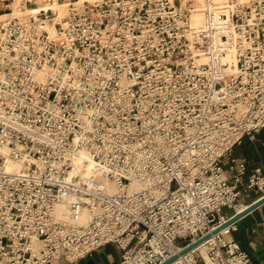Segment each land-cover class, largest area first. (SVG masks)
<instances>
[{
  "label": "built area",
  "instance_id": "2783aa9c",
  "mask_svg": "<svg viewBox=\"0 0 264 264\" xmlns=\"http://www.w3.org/2000/svg\"><path fill=\"white\" fill-rule=\"evenodd\" d=\"M0 2V264H162L246 208L221 163L264 128V0ZM236 229L171 264H253Z\"/></svg>",
  "mask_w": 264,
  "mask_h": 264
},
{
  "label": "crops",
  "instance_id": "0c3cea01",
  "mask_svg": "<svg viewBox=\"0 0 264 264\" xmlns=\"http://www.w3.org/2000/svg\"><path fill=\"white\" fill-rule=\"evenodd\" d=\"M14 2H10L12 6ZM3 3L0 2V8ZM0 12H3L0 10ZM240 163H245L246 170L242 177V197L240 202L243 207L255 202L257 194L245 189L251 174L257 167L264 173V128L261 129L254 139L245 137L241 144L234 146L232 152L222 159V169L226 176L232 177L235 173L231 166L238 168ZM232 210L225 208L224 213L231 215ZM236 230L225 234L226 239L237 241L249 256L251 263L264 264V203L247 212L234 222ZM122 250L116 244H108L97 251L80 259L77 263L62 261L61 264H121ZM203 264V262H200Z\"/></svg>",
  "mask_w": 264,
  "mask_h": 264
},
{
  "label": "water",
  "instance_id": "95a60500",
  "mask_svg": "<svg viewBox=\"0 0 264 264\" xmlns=\"http://www.w3.org/2000/svg\"><path fill=\"white\" fill-rule=\"evenodd\" d=\"M264 203V196L258 200H256L255 202H253L252 204L248 205L246 208H244L242 211L238 212L237 214H235L232 218H230L228 221L224 222L221 226H219L217 229H215L213 232L203 236L202 238L198 239L196 242H194L193 244L187 246L186 248H184L182 251H180L177 255L173 256L172 258H170L169 260L165 261L162 264H171L172 262H174L175 260H177L179 258V256L185 254L186 252L194 249L195 247H197L199 244H201L202 242H204L206 239H208L209 237H211L212 235L218 233L219 231L225 229L227 226H229L230 224L234 223L236 220H238L241 216H243L244 214H246L247 212L251 211L252 209L256 208L257 206L261 205Z\"/></svg>",
  "mask_w": 264,
  "mask_h": 264
},
{
  "label": "bare ground",
  "instance_id": "6f19581e",
  "mask_svg": "<svg viewBox=\"0 0 264 264\" xmlns=\"http://www.w3.org/2000/svg\"><path fill=\"white\" fill-rule=\"evenodd\" d=\"M229 0H194V5H195V11L193 13V16H192V20L199 24L202 22V13H201V10H202V7L207 3V2H211V3H218V4H223V3H227ZM245 1V0H243ZM18 11V8L15 7L14 8V13H16ZM8 15L6 14H0V18L3 19V18H6ZM203 253H204V249H203Z\"/></svg>",
  "mask_w": 264,
  "mask_h": 264
},
{
  "label": "rangeland",
  "instance_id": "374dc122",
  "mask_svg": "<svg viewBox=\"0 0 264 264\" xmlns=\"http://www.w3.org/2000/svg\"><path fill=\"white\" fill-rule=\"evenodd\" d=\"M15 7H16V4H14L12 8H15ZM16 13H17V12H16ZM16 13H15V14H16ZM0 19H1V18H0Z\"/></svg>",
  "mask_w": 264,
  "mask_h": 264
}]
</instances>
